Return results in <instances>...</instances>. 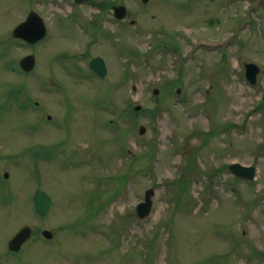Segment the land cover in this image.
<instances>
[{"label":"rangeland","instance_id":"rangeland-1","mask_svg":"<svg viewBox=\"0 0 264 264\" xmlns=\"http://www.w3.org/2000/svg\"><path fill=\"white\" fill-rule=\"evenodd\" d=\"M30 10L49 31L34 45L11 37ZM80 24L96 27L88 49ZM94 56L105 77L90 75ZM36 188L52 199L44 216ZM0 264H264V0H0Z\"/></svg>","mask_w":264,"mask_h":264},{"label":"water","instance_id":"water-1","mask_svg":"<svg viewBox=\"0 0 264 264\" xmlns=\"http://www.w3.org/2000/svg\"><path fill=\"white\" fill-rule=\"evenodd\" d=\"M146 1V0H143ZM125 7L124 6H116L114 7L115 15L119 18L123 17L125 14ZM46 34V27L44 25L43 19L35 12L31 11L26 20L20 23L15 27L13 30L12 35L14 37L22 38L29 43L36 42L43 38ZM35 64V58L33 54H28L24 56L20 60V66L25 71H30ZM91 67L98 72L100 75H104L106 73V68L104 61L100 57H95L90 62ZM259 68L254 63H247L246 64V76L248 80L252 83L255 82V77L258 72ZM155 92H157L155 90ZM139 109V106L135 107ZM145 128L140 126L139 132L143 133ZM230 169L238 175L245 176L251 178L254 176V168L253 167H245L240 165L239 163H232L230 165ZM7 176V174H5ZM153 194V189L149 188L145 191L144 201L137 205V212L140 217L147 215L150 211V207L152 204L151 196ZM33 201L35 205L36 211L43 215L45 214L51 204L50 196L43 190L36 189ZM31 229L28 226L21 228L9 241H8V248L11 250H18L22 243L30 236ZM43 235L47 238H51L52 233L48 230H44Z\"/></svg>","mask_w":264,"mask_h":264},{"label":"trees","instance_id":"trees-1","mask_svg":"<svg viewBox=\"0 0 264 264\" xmlns=\"http://www.w3.org/2000/svg\"><path fill=\"white\" fill-rule=\"evenodd\" d=\"M176 83H177V81H174L173 83H169L167 86L171 88ZM152 111H154V110H152ZM205 134L207 136H210V135H212V131H206Z\"/></svg>","mask_w":264,"mask_h":264},{"label":"flooded vegetation","instance_id":"flooded-vegetation-1","mask_svg":"<svg viewBox=\"0 0 264 264\" xmlns=\"http://www.w3.org/2000/svg\"><path fill=\"white\" fill-rule=\"evenodd\" d=\"M91 29V28H90ZM91 46V45H90ZM88 47V43H86V48Z\"/></svg>","mask_w":264,"mask_h":264}]
</instances>
